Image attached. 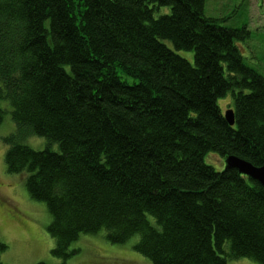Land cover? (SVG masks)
Listing matches in <instances>:
<instances>
[{
  "label": "trees",
  "instance_id": "16d2710c",
  "mask_svg": "<svg viewBox=\"0 0 264 264\" xmlns=\"http://www.w3.org/2000/svg\"><path fill=\"white\" fill-rule=\"evenodd\" d=\"M204 4L0 0V102L15 123L5 169L45 204L61 263L80 235L103 232L134 239L151 264H264V189L204 161L264 163V76L236 45L245 24L225 26ZM228 93L232 126L218 105Z\"/></svg>",
  "mask_w": 264,
  "mask_h": 264
},
{
  "label": "rangeland",
  "instance_id": "374dc122",
  "mask_svg": "<svg viewBox=\"0 0 264 264\" xmlns=\"http://www.w3.org/2000/svg\"><path fill=\"white\" fill-rule=\"evenodd\" d=\"M165 12L168 7H161L154 15ZM204 14L221 18V23L228 27L245 24L250 35L236 45L244 61L264 76V0H205ZM177 53L192 62V51L178 50ZM231 101L229 93L218 99L222 112L231 108ZM0 106L3 110L0 123V247L4 246L0 248V264H63L51 254L54 241L46 230L50 216L45 204L30 198L23 175L6 172L3 157L7 145L3 137L15 131V123L8 101L2 100ZM24 142L36 150L46 145L45 139L36 135H28ZM204 161L216 170L224 169V159L215 153H208ZM134 242L130 239L112 244L105 240L103 232L82 234L70 246L78 251L64 264H151L134 250ZM226 264L259 263L241 257L230 259Z\"/></svg>",
  "mask_w": 264,
  "mask_h": 264
},
{
  "label": "water",
  "instance_id": "95a60500",
  "mask_svg": "<svg viewBox=\"0 0 264 264\" xmlns=\"http://www.w3.org/2000/svg\"><path fill=\"white\" fill-rule=\"evenodd\" d=\"M223 117L230 126L234 124L233 110L231 108L223 112ZM225 169H235L239 174L256 181L264 189V163L260 166H254L240 157L229 155L224 158L223 170Z\"/></svg>",
  "mask_w": 264,
  "mask_h": 264
}]
</instances>
